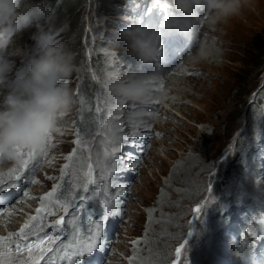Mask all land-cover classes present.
<instances>
[{"label":"rangeland","instance_id":"374dc122","mask_svg":"<svg viewBox=\"0 0 264 264\" xmlns=\"http://www.w3.org/2000/svg\"><path fill=\"white\" fill-rule=\"evenodd\" d=\"M68 1L71 9L75 10L69 17L70 29L63 30L51 26L48 21L52 13L51 4L46 3L44 7L39 1L23 0V11H34V16L31 27L13 38L17 56L27 54L34 42V34L48 35L74 53V71L66 83L76 103L60 122V131L53 134L49 143L51 151L38 164V173H34L32 184H26L24 190L16 195L12 208H2L3 212L8 211L4 217L1 216L3 212L0 213L5 248H16L12 237L19 239L16 244L27 247L23 244V237H29L27 241L33 242L37 239L35 234L40 232L50 237L59 235L60 244L74 237L76 229L81 230L80 236L86 237L89 218L95 219L107 206L117 214L106 222L105 231L108 233L104 232V239L107 247L94 250L100 254V264H173L177 259L175 249L180 244H184V249L179 264H201L198 257L202 247L200 243L213 228L216 232L212 237L219 244L214 249H207L213 259L205 264H235L232 260L237 256L233 249L228 248L234 247L241 239L248 242L246 237L254 240L253 234L261 231L256 217L264 211V0H238L234 12L236 14L241 9L240 15H236L238 17L231 24L228 35L234 46L224 58L227 67L220 69L225 80L214 98L207 95L199 104L192 103L183 94V91H193L190 86L183 89L180 84L169 85L167 81L163 88L149 82L151 91L141 101L125 102L109 95L106 88L110 84L128 80L132 73L137 76L151 67L154 69L146 74L156 73L155 65L139 61L130 53L126 42L119 39V30L127 25L129 19L137 20L135 0L107 1L110 7L104 9L99 0ZM57 2L53 4H62ZM167 2L174 16L189 21V24L196 22L198 30L205 21L207 27L200 32V39L207 37L209 42L202 44L213 47L217 58H220L219 42L214 43L212 34L219 11H213V17L208 18L211 8L206 0H193V5L186 10L178 9L175 0ZM65 3L68 4L67 1ZM76 22L78 28L72 31ZM198 39L196 37V43ZM189 46L187 52H194L190 58L186 53L181 54L179 65L186 58L190 62L197 59L203 48L200 45L194 49ZM36 51L32 49V54ZM162 67L166 66L163 64ZM115 69L119 75L113 76L114 81L108 75ZM119 102L124 105H119ZM181 102H186L187 110ZM138 103L144 104L134 106ZM109 113L117 120L116 132L120 130L117 136H128L127 143L122 140L115 145L106 143L111 141L108 137L113 134L101 129V120L106 117V122H109ZM207 118L212 119V124L206 123ZM79 122H83L81 127L88 126L83 138L79 136ZM127 124L131 128L135 124L141 126V135L133 137ZM202 132L208 136L207 140L200 139ZM112 146L120 148V159L116 162V171L107 172V179L94 172L93 162L84 154L75 162H79L78 167L71 171L75 173L78 170L80 178L72 174L74 185L69 184L70 178L64 180L65 166L74 163L68 162L70 156L77 153L78 157L79 152L94 151L103 157L98 163L102 166L104 151L111 152ZM181 164L182 169L174 174V168ZM8 165L13 171L20 167V164L4 161L0 163V169ZM89 165L93 178L98 176L100 180L89 185L85 192L83 186L89 179L85 175ZM121 171L130 179L121 177ZM16 174L13 172L10 180ZM77 179L81 185L76 183ZM103 187L109 188L107 195ZM53 190L52 197H45ZM69 205L70 214L66 215L64 207ZM38 207L40 212H37ZM197 207L199 212L195 211ZM60 216H65L63 234H51L53 229L48 225ZM11 219H14L15 227L9 225ZM31 219L45 220L48 225L33 233L37 227L31 225ZM212 221L214 226L211 228ZM250 228L254 229L252 235L248 234ZM24 231L32 234L22 236ZM40 239L42 242L36 250L32 253L26 250L25 257L18 258L13 264H32L45 251L54 248L44 236ZM221 255L222 259L219 258Z\"/></svg>","mask_w":264,"mask_h":264},{"label":"clouds","instance_id":"9594fccd","mask_svg":"<svg viewBox=\"0 0 264 264\" xmlns=\"http://www.w3.org/2000/svg\"><path fill=\"white\" fill-rule=\"evenodd\" d=\"M175 2L181 10L193 5V0ZM207 4L229 14L235 11L238 0H207ZM29 27L31 16L23 11V0H0V163L18 165L19 151L39 150L49 144L76 103L66 83L74 71V53L65 44H57L48 35L34 34L27 54L16 55L13 38ZM187 29L188 24L174 15L158 22L130 18L119 30V39L142 63L159 64L164 56L163 38L172 32L185 34ZM32 49L37 50L35 54ZM149 82L150 76L133 75L110 84L107 91L125 102H136L150 91ZM253 248L241 239L233 254L247 264ZM252 264L257 262L253 260Z\"/></svg>","mask_w":264,"mask_h":264},{"label":"bare ground","instance_id":"6f19581e","mask_svg":"<svg viewBox=\"0 0 264 264\" xmlns=\"http://www.w3.org/2000/svg\"><path fill=\"white\" fill-rule=\"evenodd\" d=\"M207 2V0H206ZM208 5V4H207ZM241 6V5H240ZM213 11L216 12L215 9H211L210 10V13L209 15H207L208 18H212L213 17ZM240 11L241 9H238V11L236 12H232V13H229V14H223L221 12H219L218 14V18L215 19V23L213 25V29H212V34L215 36V40H214V43H218L219 42V49H220V58H217L216 56V51L214 50L213 47L211 46H208V45H203L202 43L206 44L209 42V40L207 39V37H202V40L200 39V32L204 30L206 26L205 24V21L203 22V27H201V29H197V24L196 22L195 23H188L189 21H185L187 24H188V29L186 31L185 34H179L177 35V41L174 43L177 47L178 50H181L182 52L186 53L187 54V58L189 56H191V54L194 52L191 53V52H187V49L185 48L186 44L188 45H192V48L194 49L198 47V45H200L199 47H203L201 48L200 52L198 54V58L193 60L192 62L189 61V59H185L183 60L179 65V63H177L179 60L182 59V57L180 59H177V58H174V53H173V50H168V52L166 53V57L165 59L167 60V64H166V67H162L163 64H153L155 65V70H156V73L152 72L151 74L147 75L146 72L154 69V68H149L147 70L144 71H141L140 75H137V76H150L151 77V81L152 82H155L157 83L156 85L157 86H161V88H163L167 83L166 81L170 84H180L181 87L183 89H188V86H190L192 88L193 91H183V94L184 95H187V97L189 98V100L192 102V103H196V104H199L200 102H203L204 99H206L205 97H207V95L211 96L214 98V95L217 93V90L219 88V85L221 83H223V81L225 80V75L222 74V72H220V69L223 68V67H227V65L225 64V61H224V58L226 56H228V54H230V48L232 46H234L232 44V41H231V37L228 36L229 35V31L231 29V24L233 25V22H235V18L238 17L236 15H240ZM200 21H202V18L200 19ZM209 22V21H207ZM222 31V32H221ZM196 37H199L197 43H196ZM185 40H189L187 41V43H185ZM197 44V46H196ZM209 45H212V43H210ZM218 54V55H219ZM113 68V67H112ZM107 69V68H106ZM109 69V68H108ZM114 70V69H113ZM223 70V69H222ZM119 71H117V69H115V72L114 71H111L110 74L108 76H110V78L112 80L115 81V78L113 76L117 75ZM121 72V71H120ZM149 73V72H148ZM119 75V74H118ZM133 75H136L135 73L131 74L130 77H132ZM184 80V81H183ZM187 80V81H186ZM104 83V82H103ZM155 85V84H154ZM108 86V85H107ZM155 87V86H154ZM166 87L169 88V86L167 85ZM149 88V87H148ZM150 88H152L150 86ZM107 89V88H106ZM153 89V88H152ZM172 89V88H171ZM102 91V90H101ZM151 91V90H150ZM155 91V90H154ZM108 92V91H107ZM161 92V91H160ZM196 92H198L199 94L197 95ZM108 94L110 95V93L108 92ZM153 94H155L153 92ZM162 94V93H161ZM103 96V95H102ZM155 97V96H154ZM158 97V96H157ZM102 98V97H101ZM99 101V100H98ZM141 101V100H140ZM176 101V100H175ZM111 102V101H109ZM104 103V102H103ZM107 103V102H106ZM176 103V102H175ZM144 103H138V104H135L134 106H142ZM100 105V104H99ZM104 105V104H103ZM113 105V104H112ZM181 105L183 107H186V110H187V105H186V102H181ZM109 106V105H108ZM111 106V105H110ZM202 106V105H201ZM104 108V107H103ZM107 109V108H106ZM102 110V108H101ZM111 111V110H110ZM109 111V112H110ZM105 112V110H104ZM108 112V111H107ZM70 114V113H68ZM107 114V113H106ZM103 115V114H102ZM107 116V115H106ZM129 116V114L127 115ZM109 118L111 119L109 122H106V117H104L102 121V126H101V129H105L107 130L110 134L112 133H115L117 131V127H116V124H117V120L115 119V116L113 114H110L109 113ZM69 119V118H68ZM129 122V121H127ZM141 122V121H139ZM83 123V122H82ZM82 123H77V125L79 126V136L81 138H83L86 133V128L88 126H82ZM206 123L207 124H212V119L211 118H207L206 120ZM215 125V124H214ZM127 126H129L127 124ZM134 127L138 126V124H135L133 125ZM216 126V125H215ZM130 127V126H129ZM131 128V127H130ZM206 128V127H205ZM132 129V128H131ZM93 130V129H92ZM133 130V129H132ZM120 131V130H119ZM118 131V132H119ZM124 131V130H123ZM88 132V131H87ZM116 132L115 135H118L119 133ZM203 133V132H202ZM200 133L199 136H200V139L201 138H204L205 140H207L208 136H206L204 133L202 134ZM216 133V132H215ZM125 134V133H124ZM54 136V135H53ZM125 136V135H123ZM133 137H136V136H133ZM110 140H112V136L111 137H108ZM212 137H210L211 139ZM97 141V140H96ZM104 141V140H103ZM100 142V141H99ZM105 142V141H104ZM103 142V143H104ZM107 146V145H106ZM105 146V147H106ZM113 147V146H112ZM51 146L49 144H47L44 148V154L41 155L39 157V163H41L43 161V158L47 156V154L51 151ZM83 149V148H82ZM104 149V148H103ZM87 153L85 152H79L78 153V157H77V153L72 156L69 157V163L70 162H74V163H70L71 165L68 166H65L64 168V180L66 178V180H68L69 178L71 179V183L69 182L70 185H74V182L72 181L73 180V175L76 177H78V170L75 172V173H71V171L74 170V167H78V163H75L76 161H78L82 155L86 154V159H88L89 161H92L93 162V170L94 172H97L98 173V176H103L104 179H107L109 176L108 174L109 173H105V172H101V169L100 167L97 166V162L99 163L101 160H102V156L101 155H96V153H94V151H86ZM97 152V151H96ZM81 153V154H80ZM90 157V158H89ZM25 159L27 158V156L25 155L24 157ZM181 160V159H180ZM187 160V159H185ZM58 161V160H57ZM87 161V160H86ZM84 162V161H83ZM38 163V164H39ZM5 164H8V163H5ZM11 165H8L5 169L4 168H1L0 170V183H3L4 180L8 181L10 180V176L13 172H17L16 171H13V169L10 168ZM118 166V164H117ZM44 167V166H43ZM58 168V167H57ZM11 169V171L9 170ZM182 169V164L179 165L178 167H175L174 168V171L177 175V170H181ZM38 170V167L36 166L35 167V170L34 172L32 173H28L27 174V181L26 183H23V186L27 183H30L32 184L33 182V179H34V173H38L37 172ZM76 170V168H75ZM47 171L50 172V168H47ZM69 172V173H68ZM52 173V172H51ZM79 173V172H78ZM114 173V172H113ZM121 175V177L125 178V180H129L130 177L127 176V174H124V172H119ZM73 174V175H72ZM76 174V175H75ZM96 176L95 178V181L98 182L100 179L99 177ZM80 178V177H78ZM56 179V178H55ZM41 180V179H40ZM78 180V179H77ZM175 180V179H173ZM179 180V179H178ZM30 181V182H29ZM124 181V180H123ZM77 184L81 185V183H79V180L76 182ZM96 184V183H95ZM50 187V186H49ZM56 187V186H55ZM104 188V187H103ZM53 189V188H52ZM56 189V188H55ZM109 188H104L105 190V194L107 195V190ZM23 190V189H22ZM34 190V189H33ZM57 190H59L57 188ZM40 191V190H39ZM22 192V191H21ZM57 193V192H56ZM43 194V193H42ZM15 195V190H12V192H10L8 194V196H5L4 194H1V197L3 198V201L5 202H0V210L5 207L7 208H12V204L13 202L15 201V199H12L10 203H7V201L9 200V197L11 196H14ZM16 197V196H15ZM29 198V196H28ZM55 199V198H54ZM71 200V199H70ZM76 200V199H75ZM58 206V205H57ZM111 210V209H110ZM215 211V210H214ZM1 213V212H0ZM8 213V211L6 210L5 212L2 213L1 216L4 217V215H6ZM76 214V213H75ZM18 215V214H17ZM21 215V214H20ZM18 215V216H20ZM56 215V214H55ZM67 215V214H66ZM204 215V214H203ZM74 216V214H73ZM213 217V216H212ZM12 221L9 222V225L12 227L15 225V221L14 219H11ZM197 220V219H196ZM206 220V219H205ZM31 225L33 224V226H36L37 228L35 230H33L32 232L34 233V231H39V230H43L48 224L45 220H39V219H31ZM39 221H41V223H39ZM205 223V222H204ZM214 221L211 222V225L210 227L212 228L214 225H213ZM202 225V224H201ZM198 226V224H197ZM15 227V226H14ZM24 227H27L24 226ZM196 227V226H195ZM193 228V227H192ZM198 228V227H197ZM200 228V227H199ZM209 228V229H211ZM1 229V227H0ZM195 229V228H194ZM205 229V228H204ZM14 230V229H13ZM27 230V229H26ZM25 230V231H26ZM23 232L22 233V236H30L32 233L28 234L26 232ZM198 231V230H197ZM216 232V230L213 228L212 231H209V233L207 232L206 236L204 237L205 239H203L201 241V252L198 253V257L200 258V263L201 264H205V263H210L212 262V255L210 254V252L207 251V249L211 248V249H214L215 247L218 246L219 242L214 238L212 237V235ZM76 233V231L74 232ZM105 233L107 234L108 231H105ZM4 233L0 230V238H5V236H3ZM73 235V233L71 234V236ZM193 235V234H192ZM200 235V234H199ZM70 236V237H71ZM106 236V235H105ZM73 237V236H72ZM113 239V238H112ZM6 240V239H5ZM5 240L3 241H0V264H13V262L15 260H17L18 258H24L25 257V251L28 250V248H21L19 251L17 250V248H14V247H10L11 248V251H9V247L6 249L5 248V245H4V242ZM70 240V239H69ZM13 241V244L14 246L16 245L17 242H19V239L17 237H12V240ZM7 242V241H6ZM68 240L66 242H63L62 244H60V241H56V242H50L49 243H52L54 245V247L56 248H59L61 247L62 245H67L68 244ZM36 247H34L33 249L30 250V252L32 253L33 250H36L35 249ZM231 250L234 248V247H229L228 249ZM45 251L44 248H41ZM6 251H8V253H6ZM137 252V251H136ZM230 253V251H228ZM31 253L29 255H31ZM135 253V252H134ZM228 254V253H227ZM28 255V256H29ZM41 255V254H40ZM44 255V253L42 254ZM220 259L223 258V255H221L219 257ZM235 261V260H234ZM42 264H46V263H42ZM108 264V263H107Z\"/></svg>","mask_w":264,"mask_h":264},{"label":"snow or ice","instance_id":"6c2138e0","mask_svg":"<svg viewBox=\"0 0 264 264\" xmlns=\"http://www.w3.org/2000/svg\"><path fill=\"white\" fill-rule=\"evenodd\" d=\"M119 105H124L123 102H119ZM118 119V117H117ZM141 126L132 127V136H139L141 135L140 129ZM129 137L128 136H117L115 133L112 135L111 141H106V143L111 144H118L121 140L124 143L128 142ZM77 143L79 141H76ZM44 148L45 146H42L41 149H29L26 152L25 151H19L18 154L21 156V163L20 167L17 169L18 174L14 177L12 180L5 181L3 183H0V194H4L5 196H8L12 190H15V195L9 197V200L7 203H10L12 199H15L16 195H19L23 188V182L27 179V174L32 173L35 170V167L38 166L39 163V157L44 154ZM119 147H113L112 151L109 152L107 149L104 151V161L103 165H99L97 162V166L101 168L102 172H115L117 168L116 162L119 161ZM25 155L27 158L25 159ZM122 163V162H121ZM89 177L86 184H84V191L87 192L89 185L95 184L96 181L93 178V174L91 171V165H89V171L85 174ZM104 178L103 176L101 177ZM30 182V181H29ZM54 194V190L50 191L45 194V197H52ZM25 196H27V193H24ZM44 198V197H42ZM83 199V198H82ZM0 202H4L3 198L0 197ZM59 203V201H57ZM5 203V202H4ZM69 207H64V211L66 214L69 213ZM41 209L38 207L37 212H40ZM195 211L199 212L200 209L197 207ZM117 213H113L109 210L107 206L104 207L102 213L96 217L95 219L89 218V226L86 230L87 236L82 237L80 236V229H76V235L72 237L69 240V243L67 245H62L59 248H52L48 249L47 252L49 255L51 253H56V256L59 257L62 260L68 261V264H77V261L79 258H83L85 255H90L94 250L97 248H103L107 247L106 241L104 239V232L106 228V222L109 220V218ZM256 222L261 226V232L264 233V211H261L256 217ZM65 223V216H60L57 218L53 223H50L48 225L49 228L53 229L55 232L59 233L62 230V226ZM69 224L72 223V221H68ZM249 235H252L251 231L248 233ZM6 238H0V241H3ZM45 240H48L50 242H55L60 239L59 235L56 236H44ZM23 240L27 241V237H23ZM40 236L37 235V241L35 244L28 243L27 247L29 250L33 249L34 247H39L41 243ZM17 250L19 251L21 249V245H16ZM184 249V244H180L175 249V255L177 259L173 261V264H179V259L182 254V250ZM44 251L43 249H41ZM9 251H11V248L9 247ZM46 261V264H55V258L48 259L47 256L42 257ZM33 264H39V261H34Z\"/></svg>","mask_w":264,"mask_h":264},{"label":"trees","instance_id":"16d2710c","mask_svg":"<svg viewBox=\"0 0 264 264\" xmlns=\"http://www.w3.org/2000/svg\"><path fill=\"white\" fill-rule=\"evenodd\" d=\"M36 1H39V2L44 3V4L47 3L49 6L51 4L52 7H50V9H51L52 13L50 14V16L48 18V21L51 24V26H54V27L58 26L63 30H69L70 29L69 25H70L71 19L69 17L71 14L73 15V11L75 10V8L71 9V5L69 4L70 2L68 0H57L59 3L61 1L62 4L60 6L53 4L56 2V0H36ZM66 1L68 2V4L65 3ZM78 1L81 2L82 0H78ZM107 1H109V2L114 1V3L122 2V0H99L98 3L100 6H102V9L110 7V5L108 4L109 2H107ZM63 3H65V4H63ZM64 6H66V8H64ZM68 10H69V12H67ZM64 13H66V14H64ZM77 24H78V22H76V24L72 28V31H75L78 28Z\"/></svg>","mask_w":264,"mask_h":264}]
</instances>
